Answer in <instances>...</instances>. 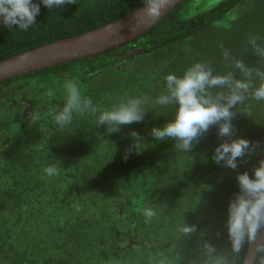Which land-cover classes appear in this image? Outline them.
<instances>
[{
    "label": "trees",
    "instance_id": "1",
    "mask_svg": "<svg viewBox=\"0 0 264 264\" xmlns=\"http://www.w3.org/2000/svg\"><path fill=\"white\" fill-rule=\"evenodd\" d=\"M200 3L182 1L142 37L108 53L35 74L81 77L83 94L104 109L130 95L155 98L166 90L168 73L180 75L195 62L224 73V50L264 70V58L248 44L255 36L264 45V0ZM143 5L78 0L48 9L41 3L37 23L27 31L0 25V61L99 28ZM137 48L142 52L120 56ZM240 110L231 138L219 137L213 126L188 153L175 149L174 140L156 141L151 134L173 118V107L155 106L142 122L113 134L90 115L63 129H34L31 145L20 142L14 155L0 157V264H201L205 242L228 253L225 222L239 191L237 175L253 176L264 158V101L249 98ZM132 130L141 136L138 149ZM237 137L252 143V153L238 158L235 170L213 162L222 140ZM49 166L57 174L47 175ZM145 207L157 212L151 222L141 214ZM184 223L196 231L184 236Z\"/></svg>",
    "mask_w": 264,
    "mask_h": 264
},
{
    "label": "clouds",
    "instance_id": "2",
    "mask_svg": "<svg viewBox=\"0 0 264 264\" xmlns=\"http://www.w3.org/2000/svg\"><path fill=\"white\" fill-rule=\"evenodd\" d=\"M136 25L158 19L169 7L171 0H142ZM48 9L76 4L78 0H0V25L27 31L37 23L40 4ZM259 37L249 36L252 53L264 58V45ZM223 48V45H221ZM224 61L228 71L215 73L205 62H195L182 74L168 73L165 77V91L155 98L148 95L127 96L111 108L101 109L91 97L83 94L78 81L64 82L66 99L61 109L52 113L53 123L60 129L70 125L77 116L95 117L96 126H105L108 134L120 131L121 126L142 122L149 110L155 106L173 107L174 116L161 127H153L151 134L156 141L172 139L174 148L183 153L190 152L200 137L213 126L218 127V136L231 138L234 134L233 118L245 102L251 98L264 101V70L250 67L243 60L234 59L224 50ZM259 81L258 85L256 81ZM51 94V93H50ZM135 149L140 147V134L132 130ZM252 143L243 137L225 139L215 148L212 160L235 170L238 158L251 154ZM49 176L58 169L49 166L44 169ZM239 191L229 201L226 228L230 251L220 254L211 243L203 244L201 264H237L242 254L251 253L252 264H264V158L253 168V176L247 171L237 175ZM141 214L145 222L157 216L152 207H145ZM184 236L196 231L195 225L185 224L180 228Z\"/></svg>",
    "mask_w": 264,
    "mask_h": 264
},
{
    "label": "water",
    "instance_id": "3",
    "mask_svg": "<svg viewBox=\"0 0 264 264\" xmlns=\"http://www.w3.org/2000/svg\"><path fill=\"white\" fill-rule=\"evenodd\" d=\"M182 1L184 0H171L169 7L158 19L144 22L140 26L136 25L135 17L144 5L99 28L6 58L0 61V82L66 63H74L124 46L150 31ZM141 52L142 49L137 48L126 51L120 56L130 57ZM243 264H252L250 252L245 255Z\"/></svg>",
    "mask_w": 264,
    "mask_h": 264
},
{
    "label": "flooded vegetation",
    "instance_id": "4",
    "mask_svg": "<svg viewBox=\"0 0 264 264\" xmlns=\"http://www.w3.org/2000/svg\"><path fill=\"white\" fill-rule=\"evenodd\" d=\"M62 74L61 71L55 74L60 77L56 78L33 72L0 82V120L3 121L0 124V157L14 155L20 142L31 145L34 139L29 140V137L41 125L44 131L59 128L53 123L52 113L61 109L66 99L63 87L66 79ZM80 78L71 77L75 81ZM56 83L61 92H65L59 98L53 94Z\"/></svg>",
    "mask_w": 264,
    "mask_h": 264
},
{
    "label": "rangeland",
    "instance_id": "5",
    "mask_svg": "<svg viewBox=\"0 0 264 264\" xmlns=\"http://www.w3.org/2000/svg\"><path fill=\"white\" fill-rule=\"evenodd\" d=\"M198 1V3L201 1V3L203 4V2H204V0H197ZM216 0H210V3L206 6V7H208V6H212V5H215V2ZM200 3V4H201ZM194 9V6H192L191 7V10H193ZM62 93H65V92H61V89H60V87H59V84L58 83H56V84H53V94H54V96L56 97V98H59V97H61L62 96ZM2 120H0V124H2Z\"/></svg>",
    "mask_w": 264,
    "mask_h": 264
}]
</instances>
